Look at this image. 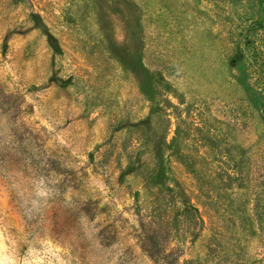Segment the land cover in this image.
I'll return each instance as SVG.
<instances>
[{"label":"rangeland","instance_id":"1","mask_svg":"<svg viewBox=\"0 0 264 264\" xmlns=\"http://www.w3.org/2000/svg\"><path fill=\"white\" fill-rule=\"evenodd\" d=\"M0 264H264V0H0Z\"/></svg>","mask_w":264,"mask_h":264},{"label":"trees","instance_id":"2","mask_svg":"<svg viewBox=\"0 0 264 264\" xmlns=\"http://www.w3.org/2000/svg\"><path fill=\"white\" fill-rule=\"evenodd\" d=\"M134 75H135L134 76L135 79H137V80L141 79L140 77L138 78V76H136V74H134ZM138 83H139V85H142V83H143L142 79L138 80ZM141 88H143V87H141ZM174 185L176 186V188H178V189L175 188V190H173L174 195L177 198L179 197V199H181L183 207H184V209H183V212H185L184 214L187 215V217L189 218V220L192 222L193 225L198 226V228L195 227L194 228L195 231L192 232V235L197 236V235H199L198 232L200 230H202V228H203V220L201 219L197 208H195L189 201L186 200V194H185L184 190H181L179 188V185L176 182Z\"/></svg>","mask_w":264,"mask_h":264}]
</instances>
